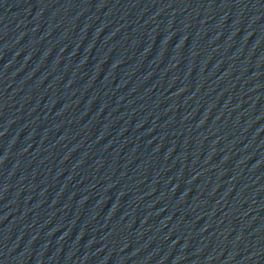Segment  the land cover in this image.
<instances>
[{
  "label": "water",
  "instance_id": "water-1",
  "mask_svg": "<svg viewBox=\"0 0 264 264\" xmlns=\"http://www.w3.org/2000/svg\"><path fill=\"white\" fill-rule=\"evenodd\" d=\"M80 264H264V0H133Z\"/></svg>",
  "mask_w": 264,
  "mask_h": 264
}]
</instances>
